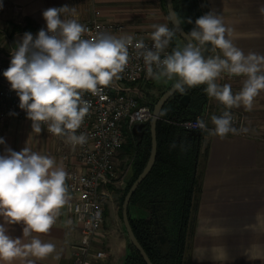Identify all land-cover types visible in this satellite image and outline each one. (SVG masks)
Segmentation results:
<instances>
[{
	"label": "clouds",
	"instance_id": "9594fccd",
	"mask_svg": "<svg viewBox=\"0 0 264 264\" xmlns=\"http://www.w3.org/2000/svg\"><path fill=\"white\" fill-rule=\"evenodd\" d=\"M258 12L264 16V3ZM64 14L75 17L76 9L64 5L42 12L46 29L41 28L35 37L31 32L23 34L11 52L10 66L3 76L16 91L19 107L32 121L33 132L39 134L42 125H47L49 133L65 137V142L73 148L87 141L83 133L76 134L90 109L82 94L98 95L119 80L128 63L130 46L143 57L148 77L156 82L178 77L173 87L181 93L185 92V86L207 85L204 89L207 95L226 109L242 105L250 111L254 98L264 90V53L245 54L230 39L232 29L226 28L214 11L197 18L195 27L187 34L188 43L183 48L177 46L163 58L161 53L176 34L175 28L153 25V45L148 48L143 40L133 44L131 35L116 37L99 33L85 39L88 29L75 18H62ZM169 18L176 25L182 22L174 12H170ZM188 23H192L191 19ZM208 43L213 51L219 49L222 56L206 58L203 53ZM222 73L246 77L241 90L233 94L231 85L218 84L216 81ZM211 122L215 127L208 130L205 121L197 118L195 127L222 139L230 132L237 133L230 111L219 117L213 115ZM4 143L0 138V144ZM67 179L68 173L62 165L28 147L19 152L6 148L5 154L0 155V217L4 221L0 224V261L12 264L29 255L44 259L55 250L54 244L32 234L48 233L56 223L60 210L70 200ZM14 224H23V237H32L29 243L8 234L5 225Z\"/></svg>",
	"mask_w": 264,
	"mask_h": 264
},
{
	"label": "crops",
	"instance_id": "0c3cea01",
	"mask_svg": "<svg viewBox=\"0 0 264 264\" xmlns=\"http://www.w3.org/2000/svg\"><path fill=\"white\" fill-rule=\"evenodd\" d=\"M0 20L16 19L22 23L19 33L37 32L46 29L42 12L50 7L68 5L76 9L75 17L64 14L62 18H75L84 22L93 18L105 22H121L128 30L146 33L151 39L153 25H166L161 0H0ZM264 0H175V10L186 31L195 27V20L214 11L222 18L226 28L232 29L230 39L243 50L264 53V16L258 12ZM14 7L20 8L15 13ZM191 19L192 23H188ZM31 23L34 31L25 30V22ZM170 23V22H169ZM171 25V24H170ZM169 25V28L171 29ZM12 29V30H11ZM0 35V53L4 51L7 38L14 32V26ZM173 43L183 48L186 43L175 34ZM171 44V42H170ZM221 55L219 49L211 55ZM178 77L158 83V92L163 94L174 85ZM246 79L222 73L217 79L221 86L231 85L233 94L239 92ZM155 81L154 79L152 80ZM156 82V81H155ZM149 84V83H148ZM207 85H205L204 89ZM160 95V96H161ZM159 96V97H160ZM192 103V100L189 104ZM188 104V105H189ZM225 106L203 92L202 102L193 103L186 112L189 116L201 118L214 126L211 117H219ZM242 114L243 135H227L225 138L201 132L199 141L193 140L196 149L194 172L199 180L195 191L196 214L189 238V254L186 264H264V90L254 98L250 111L233 107ZM179 128V127H178ZM181 129V128H179ZM182 132L184 131L181 129ZM187 138V133L183 132ZM0 155L6 148L21 151L28 147L34 152L53 158L64 167L60 156L66 149L61 139L48 133L43 127L39 134L33 132L32 121L8 119L0 125ZM132 141L141 140L133 137ZM130 177V176H128ZM130 179V178H129ZM103 228L104 264H122L128 256L126 236L117 230L116 212L107 203ZM130 210V208H129ZM109 217L110 225L106 223ZM4 223L0 217V224ZM74 219L68 214L67 205L60 210L56 223L48 233L37 234L45 243L55 245V250L44 259L34 256L18 258L12 264H72V246L79 242V233L72 227ZM8 234L29 243L32 237H23V224L5 225ZM99 247V246H98ZM0 264L4 262L0 261Z\"/></svg>",
	"mask_w": 264,
	"mask_h": 264
},
{
	"label": "built area",
	"instance_id": "2783aa9c",
	"mask_svg": "<svg viewBox=\"0 0 264 264\" xmlns=\"http://www.w3.org/2000/svg\"><path fill=\"white\" fill-rule=\"evenodd\" d=\"M14 11L17 13L20 8L14 7ZM80 23L88 29L83 37L85 39L93 38L99 33L116 37L131 35L134 37L133 44L143 40L148 48L153 45L152 39L146 33L128 30L121 22H105L93 18ZM37 33L38 31L32 34L35 37ZM23 34L18 32L10 35L4 51L0 53V125L10 118L31 121L27 118L26 111L19 107L20 101L16 91L11 89L10 83L3 76V72L10 66L11 52L15 50L16 43ZM170 53L169 43L161 53V58ZM120 77L110 86L103 88L98 95H92L90 92L82 94V99L90 103V109L76 134L83 133L87 137L86 143L73 148L65 142V137L58 136L66 149L60 156L65 160L64 169L68 173L66 184L70 200L67 211L75 221L72 228L79 233V242L72 246V264H94L106 257L101 247L106 202L103 189L117 180L115 161L132 127L138 123L147 124L152 118V107L142 102L141 93L143 85L153 79L147 76L143 57L137 55L134 46L129 47L128 63ZM224 111H230L232 126L237 129L236 134L230 132L228 135H243L242 114L236 109L224 107L219 116ZM197 118L199 117L174 124L184 131L209 132L195 127ZM206 126L208 130L215 127L207 124ZM42 127L47 131V125Z\"/></svg>",
	"mask_w": 264,
	"mask_h": 264
},
{
	"label": "trees",
	"instance_id": "16d2710c",
	"mask_svg": "<svg viewBox=\"0 0 264 264\" xmlns=\"http://www.w3.org/2000/svg\"><path fill=\"white\" fill-rule=\"evenodd\" d=\"M161 2L165 10V1L161 0ZM173 2L175 7V0ZM25 24V30H35L31 28V23L28 20H26ZM13 26L15 30L21 29L17 25ZM170 45L172 52L175 46L172 40ZM204 87L205 85H198L187 88L192 103L185 109L178 103V99L182 95L181 92L163 106L156 126V161L151 172L137 188L129 203L128 215L133 233L152 264H182L186 238H190L192 232L196 214L195 191L199 187V180L194 172L196 149L193 147V140L184 137L182 134L185 131L182 132L174 123L195 118L194 115L189 116L186 112L189 107H192L193 103L199 104L202 102ZM173 144H175V147H172ZM122 149L126 150L130 155L132 154L134 161L132 163V176L123 189L120 198V211L127 190L148 160L150 153L149 129H146L141 140L132 141L130 139L126 142V145L122 146ZM163 194H165L167 199V220L174 225L167 229V241L161 244L156 239L153 230L146 227V223L131 219L129 208L131 203L137 202L140 196L158 198ZM132 249L134 254L128 255L122 264H145L138 252L133 247Z\"/></svg>",
	"mask_w": 264,
	"mask_h": 264
},
{
	"label": "water",
	"instance_id": "95a60500",
	"mask_svg": "<svg viewBox=\"0 0 264 264\" xmlns=\"http://www.w3.org/2000/svg\"><path fill=\"white\" fill-rule=\"evenodd\" d=\"M164 1H165L164 4H165V8H166V14H167V17L169 19V22L171 24L172 29L175 28L176 34L187 44L188 43L187 34L190 31H186L181 23L179 25L173 24L172 20L169 18V15H170V12L176 13V10L174 7V2H173V0H164ZM177 18H178V16H177ZM193 43H195V42L193 41ZM211 48H212L211 44L208 43L206 46V50L203 53L206 58H207V56L212 54ZM185 88H186L185 92L182 93V95L178 99L179 105L184 109L187 108V106L190 102V99H191V96L187 92V90H188L187 86H185ZM179 93H180V91L176 90L173 86H171L169 89H167L158 98V100L152 105V118H151L150 122L147 125L144 123L135 124L131 130L133 137L141 139L143 137L146 129L147 128L149 129L150 153H149V157H148V160H147L144 168L142 169L140 174L136 177V179L131 183L129 189L127 190V192L123 198V201L121 204V220H122L123 227L125 230V234L127 236L129 243L138 252V254L140 255V257L142 258V260L145 264H152V262L148 258L146 252L144 251V249L142 248V246L140 245V243L138 242V240L136 239V237L133 233V230H132V227H131L130 221H129L128 207H129V203L131 201L133 194L136 192V190L140 186V184L149 175V173L151 172V170L154 166V163L156 161V157H157L156 126H157L158 120L160 119L163 106L170 99H172L174 96H176ZM186 133H187L188 139L199 141L201 138V131H199V130H197V131H186ZM161 242H164L163 237H161Z\"/></svg>",
	"mask_w": 264,
	"mask_h": 264
},
{
	"label": "rangeland",
	"instance_id": "374dc122",
	"mask_svg": "<svg viewBox=\"0 0 264 264\" xmlns=\"http://www.w3.org/2000/svg\"><path fill=\"white\" fill-rule=\"evenodd\" d=\"M163 14L165 15L166 13V8L165 10L163 9ZM165 21H166V25L169 27L170 23H169V19L168 17L165 16ZM22 23L21 21H17L16 19H12L11 18H7L6 20H0V35L2 34L1 32H5L11 29L13 27V25L15 24H19ZM23 24V23H22ZM19 27H21L19 25ZM171 27V25H170ZM172 29V27H171ZM12 30V29H11ZM14 32H18L15 31V29H13ZM20 31V30H19ZM14 34V33H11ZM177 47V46H176ZM158 83L157 82H153L150 81L149 84L146 83L143 85V90L141 93V99L142 102L146 105H149L152 107V105L158 100L159 96L161 94H159L158 92H160L158 90ZM130 140V138L128 137L126 142H128ZM126 145V143H125ZM134 161V157L133 155L129 154L126 152V150L121 149L120 152L117 155L116 161H115V168H116V173H117V180L114 184H110L107 185L103 190L105 191L106 194V202H105V206H104V216H105V210H106V205L107 203L109 204V206L114 207L115 212H116V224H117V230L119 232V234L121 235V237H125V230L123 227V223L121 220V211H120V198L122 196V192L123 189L125 188L127 182L130 180L129 178H131L132 176V163ZM130 176V177H128ZM171 222V221H170ZM106 223L107 225H110V219L109 217L106 219ZM104 228V227H103ZM171 228V227H170ZM167 234V232H165ZM126 241H127V247H128V255H133V249L131 244L129 243L127 236H126ZM102 247V246H101ZM103 248V247H102ZM189 254V237L186 238V243L184 246V256H183V260H182V264H186V257ZM105 259V258H104ZM104 260H100L97 263L94 264H104L103 262Z\"/></svg>",
	"mask_w": 264,
	"mask_h": 264
},
{
	"label": "flooded vegetation",
	"instance_id": "af4514ba",
	"mask_svg": "<svg viewBox=\"0 0 264 264\" xmlns=\"http://www.w3.org/2000/svg\"><path fill=\"white\" fill-rule=\"evenodd\" d=\"M129 211L131 219L146 223V227L153 230L156 239L161 244L167 241L165 232L174 224L167 220L168 207L165 194L158 198L140 196L137 202L131 203ZM161 237H163L164 242H161Z\"/></svg>",
	"mask_w": 264,
	"mask_h": 264
}]
</instances>
